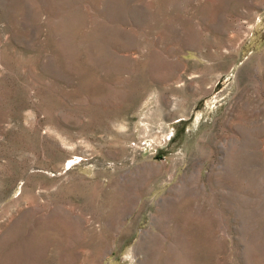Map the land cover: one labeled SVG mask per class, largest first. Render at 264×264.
Instances as JSON below:
<instances>
[{
    "label": "rangeland",
    "instance_id": "obj_1",
    "mask_svg": "<svg viewBox=\"0 0 264 264\" xmlns=\"http://www.w3.org/2000/svg\"><path fill=\"white\" fill-rule=\"evenodd\" d=\"M0 264H264V0H0Z\"/></svg>",
    "mask_w": 264,
    "mask_h": 264
},
{
    "label": "crops",
    "instance_id": "obj_2",
    "mask_svg": "<svg viewBox=\"0 0 264 264\" xmlns=\"http://www.w3.org/2000/svg\"><path fill=\"white\" fill-rule=\"evenodd\" d=\"M106 177L109 180L110 174L107 173ZM109 215H106L105 219L100 220V223L91 230L88 237L94 241V243H91L93 246L109 248L107 256L116 257L118 261V247L136 245V240L139 236L138 234H130V229L123 228L124 226L118 223V217L114 219V224H112ZM128 256L129 254L126 253V257Z\"/></svg>",
    "mask_w": 264,
    "mask_h": 264
}]
</instances>
